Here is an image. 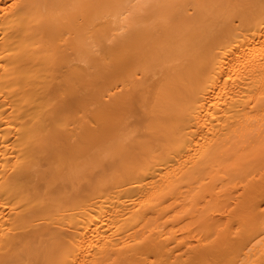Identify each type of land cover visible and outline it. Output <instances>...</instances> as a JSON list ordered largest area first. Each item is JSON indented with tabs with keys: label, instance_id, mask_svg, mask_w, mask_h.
I'll return each mask as SVG.
<instances>
[{
	"label": "bare ground",
	"instance_id": "bare-ground-1",
	"mask_svg": "<svg viewBox=\"0 0 264 264\" xmlns=\"http://www.w3.org/2000/svg\"><path fill=\"white\" fill-rule=\"evenodd\" d=\"M0 264H264V0H0Z\"/></svg>",
	"mask_w": 264,
	"mask_h": 264
}]
</instances>
